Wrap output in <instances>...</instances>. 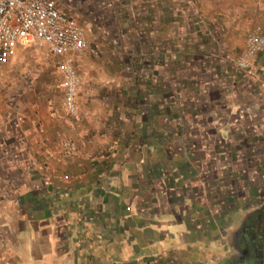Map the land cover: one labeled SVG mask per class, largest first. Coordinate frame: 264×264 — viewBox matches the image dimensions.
<instances>
[{"label":"crops","instance_id":"crops-1","mask_svg":"<svg viewBox=\"0 0 264 264\" xmlns=\"http://www.w3.org/2000/svg\"><path fill=\"white\" fill-rule=\"evenodd\" d=\"M55 2L101 56H74L76 117L46 46L0 78V264H193L223 240L227 161L264 156V50L234 68L264 0Z\"/></svg>","mask_w":264,"mask_h":264},{"label":"built area","instance_id":"built-area-1","mask_svg":"<svg viewBox=\"0 0 264 264\" xmlns=\"http://www.w3.org/2000/svg\"><path fill=\"white\" fill-rule=\"evenodd\" d=\"M31 41L46 46L58 59L63 88L61 108L69 117H76L79 77L73 65L74 56L86 52L98 57L100 48L86 40L83 27L60 11L55 0H0V78L5 76L17 47ZM263 50L264 28L255 26L248 32L245 48L235 59L234 68L250 71ZM59 148L65 159L77 152L76 143L70 138L62 139Z\"/></svg>","mask_w":264,"mask_h":264},{"label":"rangeland","instance_id":"rangeland-1","mask_svg":"<svg viewBox=\"0 0 264 264\" xmlns=\"http://www.w3.org/2000/svg\"><path fill=\"white\" fill-rule=\"evenodd\" d=\"M100 56L101 54L98 57ZM258 146L250 145L249 148L252 155L256 157L252 160V165L247 160V154L227 161L226 164L233 162L237 167L235 170L228 167L225 175L220 177L224 180L223 187L218 184L219 187H216L217 189L211 194L213 199L217 197L223 201L221 210L225 215L220 224L221 230L225 231L220 232L223 233V240L220 241L217 237L213 248L205 246L206 256L196 257L193 264L224 263L232 252L229 245L234 243V235L245 220L243 212L264 201V156L259 154ZM214 183L212 182L213 186H216L217 184ZM189 262L191 263V261Z\"/></svg>","mask_w":264,"mask_h":264},{"label":"flooded vegetation","instance_id":"flooded-vegetation-1","mask_svg":"<svg viewBox=\"0 0 264 264\" xmlns=\"http://www.w3.org/2000/svg\"><path fill=\"white\" fill-rule=\"evenodd\" d=\"M243 213L245 220L229 245L232 252L222 264H264V201Z\"/></svg>","mask_w":264,"mask_h":264}]
</instances>
